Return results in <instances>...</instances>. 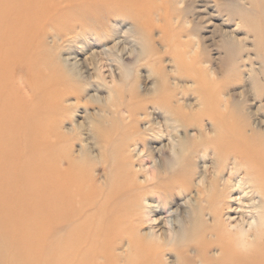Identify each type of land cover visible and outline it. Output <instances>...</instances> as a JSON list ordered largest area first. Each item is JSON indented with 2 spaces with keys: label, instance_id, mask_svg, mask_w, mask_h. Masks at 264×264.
Instances as JSON below:
<instances>
[{
  "label": "bare ground",
  "instance_id": "1",
  "mask_svg": "<svg viewBox=\"0 0 264 264\" xmlns=\"http://www.w3.org/2000/svg\"><path fill=\"white\" fill-rule=\"evenodd\" d=\"M246 1L224 4L220 23L235 17V28L220 29L226 37L221 49L231 62L224 67L228 74L238 71L243 62L236 65L235 56L251 37L247 31L241 40L234 33L253 32L255 64L238 73L259 92L264 39ZM180 2L178 30L170 34V5L162 0H0V264H264V114L245 107L216 110V104L184 110L183 103L174 102L160 66L150 95L138 90V80L126 82L129 72L124 70L122 78L113 76L107 97L83 100L85 87L96 81L61 58L67 51H85L91 45L88 36L114 40L112 23L128 20V30L142 42L140 60L159 59L153 34L158 29V42L171 54L178 75L206 81L209 70L216 72L199 31L213 12L197 9V0ZM200 12L208 17H199ZM188 44L191 49H184ZM90 60L98 80L94 85L101 90V67L95 56ZM213 87L203 84L206 100L216 92ZM88 101L96 104L97 113L86 114L87 124H73L70 110ZM147 103L174 124H167L173 132V161L155 159L151 144L160 141L161 130L154 126L152 111L145 110ZM66 121L71 128H64ZM83 135L89 142L76 154L74 146ZM135 146L142 147V155L132 153ZM209 155L212 170L196 182L200 156ZM144 162H151L147 170ZM233 191L241 204L247 199L250 220L230 225L224 216ZM181 195L188 197V206L173 227L157 234L152 215L167 213Z\"/></svg>",
  "mask_w": 264,
  "mask_h": 264
},
{
  "label": "rangeland",
  "instance_id": "2",
  "mask_svg": "<svg viewBox=\"0 0 264 264\" xmlns=\"http://www.w3.org/2000/svg\"><path fill=\"white\" fill-rule=\"evenodd\" d=\"M253 3H251V2ZM162 2H167V5L169 4V12H168V20L170 21L171 25L167 30H170L169 33L173 34L174 31H177L178 28L176 27V17L178 16V9L183 6V3L180 2V0H177L176 2L170 3L171 0H162ZM214 2V3H213ZM237 0H222L220 1V4H218V7H215V0H197L196 2V7L197 9H202L206 7L208 10V13L211 14L212 12V17H210V20L206 21L204 23L203 29H201L200 35L205 38V48H206V53L208 57H210L211 60V66L214 69L216 73L212 75V72H208L207 75V80H197L194 81L192 77H187V76H181L178 75L177 69L175 67L174 62L172 61V56L170 53H168L166 47H163L162 45L159 44L158 38L161 36V33L158 29L153 31L154 37H155V43L154 47L156 51L159 53V59H155V63L151 60H146V59H141L140 60V52L142 48V42L141 39L138 36H136L133 33H130V29H132L131 24L129 23L128 20H123L121 22L115 23L113 22L112 24L115 25L114 28L117 30L115 32V38L112 41L109 42H97V41H92L93 36H88L87 40L91 42V45L86 48L85 51L83 52H77V53H70V52H64L61 55V58L63 59L64 63L67 65H77L78 68H81L82 71V76L88 77V79L91 81H96L94 83H97L98 80L96 79V74L92 66L89 64L91 61L90 58L91 56H95L98 59L97 65L101 67V75L104 79L103 86H99V89L101 90H96V84L94 85L93 83L89 87H85V89L82 92L83 95V100H88V99H93V98H104L107 97L108 95V87H111L114 84L115 77L116 78H122V72L124 70H127L129 72V76L126 79V82L133 80V78L137 81V88L142 94H148L150 95L151 92H153V88L155 87L156 84H158V80H160L157 75V69L160 66L162 71L166 74V76H163L166 80V86L171 89L175 93V98L174 102L176 104L183 103L185 105L184 110H202L207 107L214 106L216 104V110H243L244 107L245 109L252 110L255 112H259L264 114V76H260L261 79V90L259 92H256L250 87V84L244 79L243 75L238 73V71H245L247 70V65L250 64L251 62H255L256 60H253V54H254V48L252 45V36L253 32L250 30L246 29V31H243L245 29H240L236 31L235 37L238 39H244L245 38V33L247 32L248 36L251 38H248L246 41H242L241 45H245L244 49L240 51V53H237L235 56V61L240 62L236 63L234 61V65L241 64V69H238V71H230L229 73V68L231 62H228L225 60V56L223 53V50L221 49V45L223 42V37L224 39L226 38L224 36V33L221 31H230L234 26V21L226 22V23H220L222 22L223 19H225V13L224 9L225 3H235ZM256 2V3H255ZM263 2V3H262ZM263 6V8H260V4ZM247 7L249 9V18L251 20H255L258 22V25L261 30V36L264 39V0H247L246 1ZM253 4V6H252ZM255 4V7H254ZM263 4V5H262ZM251 5V6H250ZM172 8V9H171ZM224 8V9H223ZM173 10V11H172ZM201 10V11H202ZM217 10V11H216ZM259 10V12H258ZM212 11V12H211ZM259 13V14H258ZM163 14V13H161ZM218 14V16H217ZM251 14V15H250ZM258 14V15H257ZM199 17H208L205 12H200L197 14ZM254 17H253V16ZM258 16V18L256 17ZM173 17V18H172ZM189 17V18H188ZM223 17V18H222ZM263 19H262V18ZM191 18L190 15L186 16L185 21L183 22L184 28L187 29L189 24L187 21ZM261 19V20H259ZM175 20V21H174ZM199 21H202L201 19ZM205 21V20H204ZM262 23H261V22ZM209 22V23H208ZM261 23V24H260ZM187 24V25H186ZM220 25L217 27V31H214V25ZM263 25V27H262ZM224 28L223 30L220 31V29ZM227 28V30L225 29ZM129 29V30H128ZM229 29V30H228ZM238 32V33H237ZM132 34V35H131ZM222 35V37H221ZM238 35V36H237ZM134 36V37H133ZM194 39V38H193ZM182 41H186L187 38L182 36L181 37ZM244 43V44H243ZM208 44V45H207ZM263 46L262 47V54L264 56V40H262L261 43ZM210 45V46H209ZM219 45V46H218ZM238 45V44H237ZM240 45V44H239ZM237 47H240V46ZM247 45V46H246ZM208 46V47H207ZM242 46V47H243ZM209 48V49H208ZM184 49L189 50L190 45L188 44ZM250 50L249 52L247 51ZM244 50V52H242ZM242 52V53H241ZM139 57V58H138ZM170 57V58H169ZM238 57V58H237ZM248 57L251 59L250 62H248ZM241 59V61H238L236 59ZM139 59V60H138ZM220 59V61H218ZM171 60V61H170ZM224 60V61H223ZM244 60V61H243ZM247 60V61H245ZM226 61V62H225ZM153 62V63H152ZM228 63V64H226ZM230 64V65H229ZM243 64H245L244 68H242ZM255 64V63H254ZM204 65V64H203ZM202 65V66H203ZM220 65V67H219ZM207 66V64H205ZM227 66L226 68H224ZM223 68V69H222ZM123 70V71H122ZM176 71V72H175ZM212 71V70H211ZM223 71V72H222ZM236 72V73H235ZM225 73V74H224ZM120 74V75H119ZM176 74V75H175ZM238 74V75H237ZM229 75V76H228ZM236 75V76H235ZM240 75V76H239ZM212 76V77H211ZM144 77V78H143ZM168 77V78H167ZM230 77V78H229ZM176 78V79H174ZM229 78V80H228ZM237 80H236V79ZM227 79V80H226ZM114 80V81H113ZM177 80V82L175 81ZM179 80V81H178ZM193 80V81H192ZM245 80V81H244ZM203 81V82H202ZM213 85V89L216 91L215 93H212L213 96L210 97V99H205L204 96L206 95L205 91L202 89L203 84L205 83ZM155 84V85H154ZM179 84V85H178ZM144 85V86H143ZM178 85V86H177ZM184 88V89H183ZM221 88V89H220ZM210 89V88H209ZM245 91H244V90ZM181 90V92H179ZM219 90V91H218ZM242 90V91H241ZM183 91V92H182ZM201 93H200V92ZM241 91V92H239ZM244 91V93H243ZM178 93V94H177ZM217 93V94H216ZM243 93V94H241ZM257 93V94H255ZM215 95V96H214ZM217 96V97H216ZM253 98V99H252ZM179 100V101H178ZM214 100V101H213ZM73 99H69L67 103H73ZM227 104H226V103ZM226 105H224V104ZM221 104V105H219ZM234 106V107H233ZM259 106V107H258ZM156 106H153L152 104H146V109L148 112H151L154 114V118L152 119L155 123L154 126L157 127L159 130H161V134L159 133L160 141L157 143H152L151 147L154 150L155 153V159L156 161L163 160V162L166 161H173V155L171 152V143L173 142V139L169 130L171 126H174L172 122L166 123V120L164 119L165 114L164 112L157 108ZM262 107V108H260ZM161 112H160V111ZM263 110V111H262ZM72 113V121L73 124H87L88 119L86 118L87 113H97V107L96 104H94L91 101H88V103L84 106V104H80V107H74L72 110H70ZM100 113V112H98ZM164 114V116H163ZM203 123L206 124L204 126L208 132L209 135L213 134V129L211 128V125L208 121H204ZM72 123L70 122H65L64 128H71ZM168 125H171L170 127ZM147 126V124L142 125ZM211 129V131H210ZM196 131L193 129L188 130V133L190 135H194ZM84 139L81 143L76 142V145L74 146V152L75 150L78 152L81 150V145L89 142V140H85V135L82 136ZM141 146H135L131 147L132 153L135 154H140L141 153ZM140 149V150H139ZM93 154H96V150ZM77 154V152H75ZM212 157L211 155L209 156H200L199 162H198V172L196 175L193 177V179L197 182L199 179L203 176L205 173V170L208 169L211 171L212 169ZM145 169L147 170L151 165V162H144L142 163ZM232 164H229L228 168L225 169L223 177H227L229 174V170ZM136 168L138 167L137 165L135 166ZM242 176V172H239L238 174L236 173L233 176V183L236 182L237 180L240 179ZM245 190H249L248 188H245ZM235 193L232 194V197L230 199V206L231 208L226 212L224 219L230 224L234 225L238 222H240L242 219L244 221H249L250 219L247 220V215L245 211L249 210L248 204H247V199L244 197V204H241L236 198L237 196H240L236 191H233ZM152 200V199H151ZM147 201L148 203L151 202ZM188 197L185 195H181L180 199L175 201L173 204H171L169 211L167 213H162V214H154L152 215L151 219H153L152 226L153 230L156 231L157 234H160L162 231L167 230L169 227H173L174 219L176 216L181 213V211L184 209L185 206H188ZM152 204L156 205L157 201ZM163 218V219H161ZM170 220V222H169ZM148 231V228L146 229Z\"/></svg>",
  "mask_w": 264,
  "mask_h": 264
}]
</instances>
